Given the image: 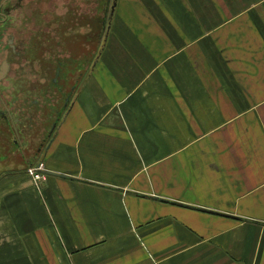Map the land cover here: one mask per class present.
I'll use <instances>...</instances> for the list:
<instances>
[{"label":"crops","instance_id":"0c3cea01","mask_svg":"<svg viewBox=\"0 0 264 264\" xmlns=\"http://www.w3.org/2000/svg\"><path fill=\"white\" fill-rule=\"evenodd\" d=\"M254 7L210 32L208 21L178 22L179 42L161 41L178 46L169 54L132 40L136 54L119 55L117 69L80 63L43 142L53 117L23 115L16 125L29 136L0 135V264H264V120L248 119L244 101L264 78H246L264 56ZM31 73L9 74L17 85L2 92L5 113L28 109L14 99L33 90L23 84ZM38 161L41 187L27 171Z\"/></svg>","mask_w":264,"mask_h":264},{"label":"rangeland","instance_id":"374dc122","mask_svg":"<svg viewBox=\"0 0 264 264\" xmlns=\"http://www.w3.org/2000/svg\"><path fill=\"white\" fill-rule=\"evenodd\" d=\"M24 1L27 9L23 13L25 16L23 24L25 25H21V27L26 28L23 31L25 32L26 39L30 37L29 29L27 28L36 27L32 31V33L34 32V34H32V44L34 43L35 45V47H33L35 50L34 57H32V61H34L31 62L30 60L24 63V67L28 72H30V66L32 67L33 64H35V67L37 68L44 64H46L45 67L48 68V70L54 68L56 61L62 59L61 56H66L67 59L71 61L69 64L70 72L76 68V60H81V62L84 60L86 61L85 66L81 69L83 71L117 69L119 64H125L124 61H117L119 55L122 56L121 59H124V56H127V54H136L134 44L131 42L132 40L139 44L142 42V46L147 43L148 48H150V43L152 49L164 51V54H169L178 47L176 46L175 48L173 47L174 49H171L173 46L171 41H174L175 44L179 42L176 32L177 29H175L178 22L208 21L213 27L203 30L202 32H210L213 28H217L219 23L226 22L229 17L235 16L239 11L254 5H256V7L249 10L247 15L250 14L254 19L255 29L261 30V38L264 32V0ZM23 2H21V5ZM15 3L16 0H5V6H13L9 9L8 19L6 20V22L8 21L6 30L10 34L15 32L14 28L16 27L14 25L17 23V19L14 17V11L16 10L14 7ZM211 6H214L212 13L209 8ZM227 7L233 8L231 13L226 12L225 8ZM178 27L179 26H177V28ZM162 39L171 40L170 44L163 45L161 43ZM181 40H189V35L182 36L180 41ZM135 46L138 47L139 45ZM13 65L17 68L19 63L13 62ZM171 65L172 64H169L164 68L165 73H167V71L171 73ZM259 65L262 68L260 69V72L257 73L255 71L254 74H252V72H249V74L247 73V79L252 81L250 77L255 75L256 80H258L257 75L264 74V56L261 58V64ZM232 67V70L236 69V65L232 64ZM31 74L34 75V72ZM31 74H29L30 78H24L28 80L24 83L31 87L32 83H34V85H36V90L32 88L33 90L27 95L21 93L20 100L16 102L17 105L25 103L28 108H30V105H28L30 101L31 103L34 102L42 105L46 102L44 94L53 98L57 91L52 84L48 83L50 78L49 73L46 75V79L44 78L40 81L39 79L34 81ZM68 75L70 74L66 73L62 79L60 77L59 83L67 81L68 79L66 76ZM70 79L68 86L72 87L75 84H72L71 81L73 79ZM45 81L46 83L44 84ZM161 81L163 80L161 79ZM166 82L167 83L165 84H168L167 86H169L171 79H166ZM261 83L262 86L255 85L254 87H247L245 90L244 101H246L245 104L248 103L246 107L252 105L249 111H245V114L248 113V119H253V116H256L257 118L260 117L261 120H264L263 77ZM244 85V87H246V83ZM233 96H235V94H232L230 97L233 98ZM253 102L255 103L254 108ZM259 102H262L263 105L257 106ZM225 107H223V109H225ZM53 119L55 118L53 117ZM253 128V126L247 125L244 127L239 126V131L245 129L244 133L248 135L249 139L245 143V150H249L255 155L256 143L252 142ZM239 131L238 134H240ZM8 139L10 140L11 137H8ZM41 139L43 142L45 136L41 137ZM260 160L263 164L264 158H261ZM246 161H248V159H246ZM262 210L263 208L259 209L260 213L257 214L260 217L264 216ZM260 222L264 223V221ZM261 225L264 226V224ZM6 240L11 241V239ZM2 241L4 240L2 239Z\"/></svg>","mask_w":264,"mask_h":264},{"label":"flooded vegetation","instance_id":"af4514ba","mask_svg":"<svg viewBox=\"0 0 264 264\" xmlns=\"http://www.w3.org/2000/svg\"><path fill=\"white\" fill-rule=\"evenodd\" d=\"M23 1L24 0H16L14 6L16 9L14 11V17H16L17 23L14 25L16 28H14L15 32H13L12 34L8 33V31L6 30V27L8 26L7 25L8 21L6 22V20L8 19L7 17H8L9 9L12 8L13 6L11 5L5 6V0L0 1V135L5 137L7 136L8 133L9 135L14 134L15 131L22 135L26 133V131L22 129V127L18 128L17 126L22 123L21 118H23L22 117L23 115L25 116V118L29 119L30 117H34L35 114H38L41 117L40 121L43 123V125L45 123H48L52 117L57 119V117L59 116L58 118H60L63 109H65L67 106L70 96L69 93L70 91H68V82L65 81L59 83L57 81L59 77H61L62 79L63 76L70 71L69 64L71 63V61H69L65 56L66 63H64L62 59L58 60L55 63V67L49 69V71L51 72H53V69L55 70L54 71L55 78L49 79L48 81L49 84H52L57 89L55 97L52 98L49 97L47 94H44V96L46 97L45 100L46 102L42 105L37 104L36 105L37 110L36 109L34 110L35 108L34 104L29 102L28 105H30V108H28L26 111L20 113H18V111H14L13 113V110L11 109L10 114L5 113L6 111L4 110V105H5L4 102L6 103L8 102L10 103L9 105H11L12 99L10 101L6 99L3 101L2 92L6 88L8 89L9 87L15 90L17 85V82L13 81L11 77H9V74L15 73L14 75H17L22 71L27 70L24 67V63L30 60L31 62L34 61V60L32 61V57H34L35 50L33 49V47H35V45L34 43L32 44V34H34V32L32 33V31L36 27L27 28L29 29L30 37L26 39L25 32H23L26 28L21 27V25H25L23 24L25 18L23 13L27 9L25 7V1L24 2ZM21 2H23L22 5ZM29 24L32 25L31 23ZM13 62H18L19 66L15 68ZM83 62L86 63L85 60ZM80 63H82L81 60L80 61L76 60V68L73 69L72 71L81 69V67L84 64L80 65ZM45 66L46 64L36 68L35 64H33L32 65L33 68L30 66L29 70L30 72L41 73V69H43L44 72H46L44 74H47L48 68H46ZM4 72L5 74L1 75ZM35 73L34 75H36ZM46 81L44 82V84L46 83ZM23 84L25 87H27V89H32L34 87V83H32V87L28 86L26 83ZM64 89H66V91H64ZM12 94H14V92H12ZM25 94L27 95V93ZM14 101L16 103L17 98L14 99ZM15 106L16 104H14L13 107ZM52 122L53 121H51V123ZM1 123L5 125L4 128H2ZM49 129L50 128L48 126H43V133L47 136L49 133ZM26 136H29V133H26Z\"/></svg>","mask_w":264,"mask_h":264},{"label":"built area","instance_id":"2783aa9c","mask_svg":"<svg viewBox=\"0 0 264 264\" xmlns=\"http://www.w3.org/2000/svg\"><path fill=\"white\" fill-rule=\"evenodd\" d=\"M27 171L30 174L35 186L41 187V185L46 183L48 179V169L42 161H38L37 163L30 165Z\"/></svg>","mask_w":264,"mask_h":264},{"label":"water","instance_id":"95a60500","mask_svg":"<svg viewBox=\"0 0 264 264\" xmlns=\"http://www.w3.org/2000/svg\"><path fill=\"white\" fill-rule=\"evenodd\" d=\"M5 74V72L3 73V74H1V75H4ZM59 117V116H58ZM58 117H57V119H54L53 120V122L51 123V126H50V129H49V133H48V135L52 132V130H53V128H54V126L56 125V122L58 121ZM47 135H45V137H46ZM259 224H264L263 222H258Z\"/></svg>","mask_w":264,"mask_h":264}]
</instances>
